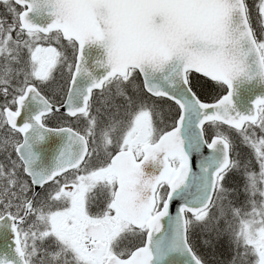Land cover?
Masks as SVG:
<instances>
[{"label":"snow or ice","instance_id":"6c2138e0","mask_svg":"<svg viewBox=\"0 0 264 264\" xmlns=\"http://www.w3.org/2000/svg\"><path fill=\"white\" fill-rule=\"evenodd\" d=\"M0 264H264V0H0Z\"/></svg>","mask_w":264,"mask_h":264}]
</instances>
